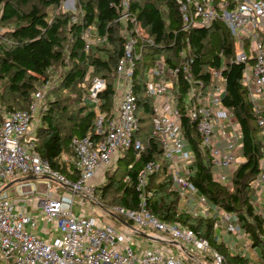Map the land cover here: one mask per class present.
<instances>
[{
	"label": "built area",
	"instance_id": "1",
	"mask_svg": "<svg viewBox=\"0 0 264 264\" xmlns=\"http://www.w3.org/2000/svg\"><path fill=\"white\" fill-rule=\"evenodd\" d=\"M131 2L118 0L115 5L118 12L115 21L120 23L119 34L124 44L114 71V107L108 114L99 111L100 95L107 89V82L98 75L86 76L87 99L97 114L94 136L71 139L76 179L53 169L35 149V131L39 114L45 108L49 80L34 92L27 109L2 116L0 264H187L170 243L187 253L194 250L206 256L210 249L206 237L178 220L165 221L149 210L154 197L151 182L158 175L165 176L169 190L178 195V213L210 218L215 234L221 230L217 242L229 253L251 248L260 256L250 232L241 228L232 213L201 194L189 179L195 153L185 134L184 117L194 129L199 149L209 158L213 178L230 187L245 157L240 126L223 106L227 83L225 56L220 53V64L206 67L207 81H194L189 34L210 30L216 23L225 27L234 47L233 60L243 64L241 83L252 104L256 125L264 134V0H175L180 26L172 30L169 43L176 49L173 62H168L165 53H157L146 60L143 71L144 96L151 101L153 133L160 154L158 159L146 161L137 174L136 208L107 204L101 194L107 175L117 168L119 160L129 150L136 158L145 150L137 138L140 127L133 75L144 49L155 46V41L137 22ZM179 33L184 34L183 40L178 39ZM82 39L87 52L92 45L104 42L106 36L95 37L86 30ZM180 77L189 83L184 95L180 92ZM120 83L124 85L122 90L118 89ZM82 86L86 87L84 82ZM51 181L55 190L51 189ZM123 181L132 183L127 174ZM249 187L254 196L253 212L264 229V156L259 159L258 172ZM28 195L33 197L32 202L27 200ZM74 205L79 208L77 213ZM30 206L37 213L29 212ZM38 228L49 237L43 238ZM137 235L159 245H146L136 239ZM163 235L170 240L180 239L190 249ZM212 251V264H230L221 252Z\"/></svg>",
	"mask_w": 264,
	"mask_h": 264
},
{
	"label": "trees",
	"instance_id": "2",
	"mask_svg": "<svg viewBox=\"0 0 264 264\" xmlns=\"http://www.w3.org/2000/svg\"><path fill=\"white\" fill-rule=\"evenodd\" d=\"M63 0H0V27L12 23L13 26L3 33L5 42L0 43V80H3L12 91L14 98L4 114L0 113V120L6 113L18 109H27L32 101L34 92L49 80L48 72L54 64H64L65 58L75 61L68 69L62 83L65 87L76 86L80 94L79 107L74 116L68 117L70 125L66 133L55 120L57 108L60 106L57 98L46 100L45 108L39 114L36 127L35 149L40 156L48 161L50 166L76 179V172L72 162L63 159L65 151L71 150V139L74 136H94V120L97 114L94 105L87 99L86 76L90 74L103 77L107 82V89L100 95L101 112L107 114L114 107V79L115 67L123 52L124 39L119 34L120 23L116 22L118 0H78L82 17L80 21L72 19L68 13H55ZM131 10L136 15L137 22L143 31L155 41V46L144 49L138 68L133 75L136 83L134 92L138 106L142 105L145 112L152 116L151 101L144 96L143 80L146 60L157 53H165L168 62H173L176 49L170 46L172 30L180 26L176 11L175 0H132ZM68 27L70 44L68 53L64 50L63 30ZM90 30L95 37L106 36L104 42L84 50L82 34ZM93 30V31H92ZM184 38L179 33L178 39ZM193 48L194 62L191 66L193 79L208 80L209 65H219L222 53L226 67V93L223 106L236 118L242 133V152L245 161L236 169L233 184L224 186L213 178L211 164L207 155L198 147L194 129L189 126V119L184 117L185 134L190 148L195 153V160L191 165L189 179L198 191L205 195L213 204L230 212L238 220L243 230L249 231L253 246L260 249V256L264 259V229L260 218L253 212V191L249 182L258 172V162L264 156L262 141L264 134L256 125L255 113L247 96V91L241 83L243 64L236 63L234 47L228 31L220 23L214 24L210 30H197L189 34ZM159 44H165L160 47ZM181 95H184L189 85L187 80L180 77ZM86 82V87L82 86ZM40 86L36 88V86ZM62 113L67 111L66 105L60 107ZM59 111V112H60ZM184 111V109H183ZM140 138V128L137 133ZM145 150L136 158L129 150L124 158L118 162L119 171L124 169L122 176L116 178L113 171L107 175V182L103 185L102 195L105 198L112 193L111 203L127 208H136L138 194L134 186L137 174L148 160H156L160 154L158 141L154 133L143 139ZM121 164L124 166L120 168ZM128 165H131L129 168ZM116 168V169H117ZM115 169V170H116ZM114 170V171H115ZM129 175L131 184L123 181ZM151 185L154 197L148 206L157 217L172 221L178 220L206 237L210 245L218 248L230 264H248L249 256L243 252L229 253L222 243L217 242V235L213 230L210 218L193 217L186 213H178V195L169 190V181L165 176L154 177ZM241 253V254H240Z\"/></svg>",
	"mask_w": 264,
	"mask_h": 264
},
{
	"label": "rangeland",
	"instance_id": "3",
	"mask_svg": "<svg viewBox=\"0 0 264 264\" xmlns=\"http://www.w3.org/2000/svg\"><path fill=\"white\" fill-rule=\"evenodd\" d=\"M57 12L68 13L71 15L72 19L75 21H80L81 17H82L81 6H80L78 0H63L61 2L60 6L58 7V9L53 12V15ZM12 26H13V24L10 23V24H7L6 26L0 27V43L6 41V39L3 38V33L5 30L11 28ZM63 36H65L64 50L66 53H68V46L70 44V38H71L69 36V33H68V27H66L63 30ZM74 63H75L74 60L67 59V57H66L64 64H54L48 72L49 81H50L49 88L45 90V99L46 100L57 98L59 101L60 106L57 108V111L55 114V120L59 121V124L61 125L63 133H66L68 131V128L70 125V119H68V117L74 116L76 114L78 107L80 106L78 103V99L80 98V94H79L76 86L65 87V86H63V83H62V78H63L65 72L68 69H70ZM84 84L86 85V82ZM123 86L124 85L122 83H120L118 89L122 90ZM39 87L40 86H38V85L36 86V88H39ZM13 98H14V95H13L12 91H10L9 88H7V86L3 80H0V113L4 114L6 111H8L9 108H7V106L9 104H11V107L14 108V105L12 103ZM117 102H119V100H117ZM62 105H66V107H67V111L64 113H62L60 111V107ZM136 115L139 119V127H140L139 141L142 142L144 138H146L147 136H149L153 133L154 128H153L152 117L150 114L145 112L142 105L138 106ZM63 159H68L69 161H72L73 160L72 150L65 151L63 154ZM122 167H124V166L121 164L120 168L122 169ZM119 170L120 169L117 168L112 173V174H114V172H115L117 179L120 178L122 176V173L124 172V169H122V171H119ZM39 182H41V181L38 180V183ZM51 184H52L51 189L55 190V188H56L55 183L51 181ZM111 198H112V193H110L108 196L105 197L107 204L111 203ZM73 210L75 213H77L79 211L78 206L74 205ZM216 235L217 236L221 235L220 229L217 230ZM163 237L165 239H169L168 235H163ZM44 238H46V236H44ZM136 239L141 241L142 243H144L146 245L147 244L148 245H156V246L159 245L156 241L146 239L145 237H142L139 235L136 236ZM169 240H166V241H169ZM225 240H230V237H225ZM170 241H177L183 246V248L190 249V246L188 244L184 243L183 241H181L180 239L175 238V239H171ZM169 245L171 246V248L174 249V251L177 254H179L180 256L183 257L184 261L187 264H212V260H211V256H212V252H213L212 250L213 249L218 250V248L212 244V245H210V249H209V252L207 253V255L202 257L201 254H199V252H196L194 250H193V252L187 253L182 248L177 247L178 245H176L175 243H170ZM242 254L248 255L250 257L248 264H264V260L260 256L258 257L257 253L255 251H253V249H251V248L243 250ZM198 261H200V262H198Z\"/></svg>",
	"mask_w": 264,
	"mask_h": 264
},
{
	"label": "crops",
	"instance_id": "4",
	"mask_svg": "<svg viewBox=\"0 0 264 264\" xmlns=\"http://www.w3.org/2000/svg\"><path fill=\"white\" fill-rule=\"evenodd\" d=\"M72 162V166H73V160L71 161ZM60 190H62V189H60ZM28 199V201L29 202H32L33 201V197H30V195H28V197H27ZM29 212H31V213H37L36 211V208L35 207H32V206H30V207H28V209H27ZM49 226L51 227V225L49 224ZM37 232L44 238V236H46V238H48L49 237V235H46L44 232H42L39 228L37 229Z\"/></svg>",
	"mask_w": 264,
	"mask_h": 264
},
{
	"label": "water",
	"instance_id": "5",
	"mask_svg": "<svg viewBox=\"0 0 264 264\" xmlns=\"http://www.w3.org/2000/svg\"><path fill=\"white\" fill-rule=\"evenodd\" d=\"M151 238V237H150ZM152 239V238H151Z\"/></svg>",
	"mask_w": 264,
	"mask_h": 264
}]
</instances>
